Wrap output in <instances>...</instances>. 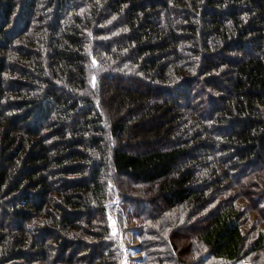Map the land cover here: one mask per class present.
I'll use <instances>...</instances> for the list:
<instances>
[{"label": "trees", "instance_id": "1", "mask_svg": "<svg viewBox=\"0 0 264 264\" xmlns=\"http://www.w3.org/2000/svg\"><path fill=\"white\" fill-rule=\"evenodd\" d=\"M230 179L264 220V0H0V264H123L113 197L189 217L144 264H264Z\"/></svg>", "mask_w": 264, "mask_h": 264}, {"label": "rangeland", "instance_id": "2", "mask_svg": "<svg viewBox=\"0 0 264 264\" xmlns=\"http://www.w3.org/2000/svg\"><path fill=\"white\" fill-rule=\"evenodd\" d=\"M216 155H218V154H216ZM210 156L214 157L213 153ZM219 158L223 159V158H226V156H223L219 153L218 159ZM226 160H227V158H226ZM247 175H249V173H245V176H243V178H242L243 181H246L248 179ZM226 181H227L226 182L227 187H229V188L227 190H225V192L223 194L215 197L213 204H215L218 201H223V200H225L227 202H230V201L234 202L236 207H239L243 213L249 212L248 216H247V217H249L247 219V223H246V225H243V232L246 234L247 238L255 237V235L258 232H262L264 234V220L260 216H258V214H255V212H250L247 209V207L250 206L252 201H248L246 198H244L242 196V195H244L247 197V196L252 195L254 193V190H256V187H253L251 185H245V186L242 185L241 188H243V189H241L239 192L240 194L237 195L236 186L234 184H232L235 181L232 179L226 180ZM109 184H110V186H112V188H111V190H112L113 185L111 182ZM116 200L117 199L115 197L108 200V202H107V214H108V218H109L108 223H109L110 231L112 232L113 237L115 239L116 238L117 239L122 238L123 249H126L124 252L125 260H124L123 264H144V262L142 261L141 254L138 255L136 252V244L138 243V241H143L141 239V236H140L141 222L148 225L149 227L157 226L156 229L158 230V234L160 235L159 238H161V239H157L160 241L159 243H155L151 240L144 241V243L148 241L147 245H148V248L151 249L150 255L152 256L153 252L155 251L154 250L155 247L157 249H159L158 252L160 253L162 251V248L164 247V245L167 244V239L169 240V243H170V238H171V242H172V237L174 238V236H172V237L169 236L168 235L169 231H170L171 235H175L176 231H173V230H175L179 225H184V223L187 220L189 221V217H187V216L178 217V214L184 210L181 209L180 207H176L171 211H165L163 213V218L167 217V219L171 223V227L169 226L168 221L155 220L153 222L154 219L153 220L150 219V215L147 213L145 205L141 204V203H143V201L140 198H138L133 204L127 203L125 205V209L126 208H129V209L132 208V210H133L132 216H131V218L127 224V228H126L124 226L122 219H121V221L118 220L119 219L118 213L115 209ZM213 204H211L210 206H212ZM259 206H261L260 203H259ZM180 236H184V235H180ZM154 239H156V238H154ZM191 242H192V244H191L190 249H191V251L195 250V254L191 258V259L194 258V263H191V259H189L187 257H183L182 256L183 252H181V254L180 253L179 254L182 257V259L185 261L184 264H187V263H189V264H228L227 261H219V260L216 261V260H213L211 258H209V259L204 258V259L200 260V256L203 255V252L201 251V247L196 242V239H193ZM167 246H168V244H167ZM187 246L188 245L185 244L182 246V248L185 247V249H186ZM177 247L181 248L180 244H177ZM168 250H169V248H166V247L163 248L164 253H167ZM174 255L176 257H178L177 252H175ZM251 255H254V257H258V261L261 263H264V248L260 252L252 253ZM151 256H150L147 264L155 263V262H153V259ZM175 256H174V258H175ZM164 261H166V260H160L158 263L159 264H180V262H176V263L174 262L173 263L172 261H168V262H164ZM240 264H256V263L249 261L247 259H243V261ZM258 264H260V263H258Z\"/></svg>", "mask_w": 264, "mask_h": 264}]
</instances>
